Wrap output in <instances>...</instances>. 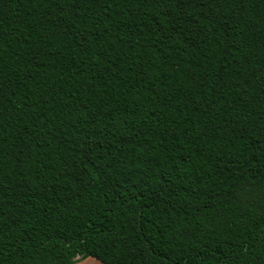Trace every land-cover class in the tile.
Wrapping results in <instances>:
<instances>
[{
	"label": "trees",
	"instance_id": "trees-1",
	"mask_svg": "<svg viewBox=\"0 0 264 264\" xmlns=\"http://www.w3.org/2000/svg\"><path fill=\"white\" fill-rule=\"evenodd\" d=\"M264 264V0H0V264Z\"/></svg>",
	"mask_w": 264,
	"mask_h": 264
},
{
	"label": "crops",
	"instance_id": "crops-1",
	"mask_svg": "<svg viewBox=\"0 0 264 264\" xmlns=\"http://www.w3.org/2000/svg\"><path fill=\"white\" fill-rule=\"evenodd\" d=\"M73 264H103V263H101L97 259L89 256V257H85L83 259H80Z\"/></svg>",
	"mask_w": 264,
	"mask_h": 264
}]
</instances>
